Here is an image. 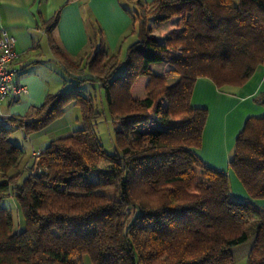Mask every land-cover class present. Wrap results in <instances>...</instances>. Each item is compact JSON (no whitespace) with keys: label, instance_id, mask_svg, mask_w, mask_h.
Masks as SVG:
<instances>
[{"label":"trees","instance_id":"trees-1","mask_svg":"<svg viewBox=\"0 0 264 264\" xmlns=\"http://www.w3.org/2000/svg\"><path fill=\"white\" fill-rule=\"evenodd\" d=\"M135 6L136 40L123 61L97 31L81 66L50 34L58 13L46 21L53 56L76 83L0 122V264H82L85 254L93 264H234L232 247L249 238L245 264H264V206L254 202L264 199V115L246 119L228 163L249 197L240 199L227 172L201 159L208 110L191 104L198 78L240 86L264 65V0ZM148 22L167 24L162 40ZM84 83L97 85L100 100ZM257 101L264 106V95ZM68 104L82 125L50 139L38 160L43 171L34 175L25 163L21 178L23 150L10 132L40 131ZM102 105L113 152L95 129ZM6 196L16 202L17 227Z\"/></svg>","mask_w":264,"mask_h":264},{"label":"crops","instance_id":"crops-1","mask_svg":"<svg viewBox=\"0 0 264 264\" xmlns=\"http://www.w3.org/2000/svg\"><path fill=\"white\" fill-rule=\"evenodd\" d=\"M135 1L0 0V29L14 37L18 53L14 61L17 69L15 80L28 90L15 102H0V122L6 116L31 113L34 107L43 102L46 94L51 93V88L59 86L56 74L58 64L49 46L46 21L58 13L56 25L50 34L73 59L82 60L84 55L90 53L91 45L96 47L97 31L102 34L109 52L114 53L136 40V34L131 33L130 13L136 10ZM140 1L149 3L152 0ZM150 24L148 22V26ZM160 25L167 27L166 23ZM156 65L160 64H151V68L160 71L155 69ZM46 75L52 78V87L46 81ZM261 95H264V65H258L240 86L218 88L211 80L198 78L192 91L191 104L208 110L200 157L207 165L227 172L231 192L240 199L249 197L228 163L235 139L246 119L264 115V106L257 101ZM67 106L70 107L69 104ZM254 202L264 206V199H255Z\"/></svg>","mask_w":264,"mask_h":264},{"label":"rangeland","instance_id":"rangeland-1","mask_svg":"<svg viewBox=\"0 0 264 264\" xmlns=\"http://www.w3.org/2000/svg\"><path fill=\"white\" fill-rule=\"evenodd\" d=\"M150 25L149 26L152 28V33L156 35L160 40H162L163 39L162 30L166 27V25H159V26H154L153 24ZM126 50L127 49L124 47L114 52L118 56V59L120 61H123L125 59ZM86 55H84V57L82 58L81 66L84 65L85 59L87 57ZM155 69L160 71H165V70L167 71L169 69V66L160 64V65H156ZM56 74L58 76L57 84L59 86L57 88H51L50 89L51 93L67 90L76 83L75 79L67 76V74L61 68V66H59V64L56 69ZM45 77H46V81L50 83V86L52 87L53 84L51 82L53 81L51 80L52 78H49L47 75ZM172 79L173 77H169L168 82L171 81ZM96 86L97 85L95 83L94 84L84 83L83 85H81V88L83 92L91 96L96 95L98 100H100L99 89ZM69 105L70 107L68 106L65 107L64 114L60 118L52 121L40 131L31 133L29 135H26L20 129H13L10 132L9 139L13 143L19 145L23 150V155L18 165V169L22 172L21 178L25 175V172L22 171V167L25 163L29 167L32 173L36 170L37 167L36 164L38 163L41 152L40 148L44 147L50 141V139L65 134L66 132L71 131L72 129L79 128L82 125L81 121L79 120L80 116H79L78 107L72 104ZM103 109L105 111V114L104 116H102L100 119L97 120L95 129L105 149L108 152H113L114 151L113 126L106 105L101 106V110ZM15 115H21V114H15ZM2 203L10 209L13 215L15 227H17L18 221L20 220V216L17 212L18 210L16 208V202L14 198L11 196H6L5 198H3ZM252 241L253 239L249 238L245 242L234 245L232 247L234 264L246 263V256L248 254ZM82 264H93L87 254L82 256Z\"/></svg>","mask_w":264,"mask_h":264},{"label":"built area","instance_id":"built-area-1","mask_svg":"<svg viewBox=\"0 0 264 264\" xmlns=\"http://www.w3.org/2000/svg\"><path fill=\"white\" fill-rule=\"evenodd\" d=\"M17 56L14 37L6 30L0 29V102L3 100L15 102L28 91L26 86L15 80L17 69L14 66V61ZM36 166L33 174L39 175L45 167L39 166L38 163Z\"/></svg>","mask_w":264,"mask_h":264}]
</instances>
